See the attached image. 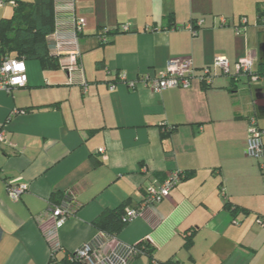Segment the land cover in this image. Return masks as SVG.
Returning <instances> with one entry per match:
<instances>
[{
	"label": "crops",
	"instance_id": "obj_1",
	"mask_svg": "<svg viewBox=\"0 0 264 264\" xmlns=\"http://www.w3.org/2000/svg\"><path fill=\"white\" fill-rule=\"evenodd\" d=\"M15 1L0 0V18ZM259 14L264 0H56L57 37L50 39L55 53L77 49L76 65L66 56L57 70L26 62V85L0 91V126L10 142L0 148V264H61L96 237L92 221L102 210L139 204L150 178L176 170L189 177L127 223L119 242L147 241L158 264H264V226L256 223L264 216V172L246 152L249 118L264 129V77L236 67L251 55L255 74L264 62ZM73 17L85 21L76 39ZM196 20L195 31L187 28ZM217 57L228 60L229 73L216 69L210 86L195 80L187 89L154 91L117 78L157 77L177 58L198 71ZM17 177L28 190L12 202L5 183ZM66 194L72 214L54 227L48 215ZM225 201L241 212L231 214ZM49 240L58 247L53 263ZM149 262L141 253L129 264Z\"/></svg>",
	"mask_w": 264,
	"mask_h": 264
},
{
	"label": "built area",
	"instance_id": "obj_2",
	"mask_svg": "<svg viewBox=\"0 0 264 264\" xmlns=\"http://www.w3.org/2000/svg\"><path fill=\"white\" fill-rule=\"evenodd\" d=\"M1 4V2H0ZM220 25H226L227 21L224 17L219 18ZM259 21L264 24V15H259ZM245 19L240 20V26L243 25ZM201 20H196L194 23H189L187 28L192 31L195 26L201 25ZM235 26L234 31L241 33L242 27ZM85 27V21L82 18L73 17L72 33L74 39L76 34L81 32ZM123 31H127L128 27L123 25ZM57 31L52 35L56 36ZM105 38V37H104ZM56 54L66 56L69 63L76 65L79 58L77 49L70 50L64 53L59 50ZM253 56L247 55L238 60L236 63L237 70L240 74L253 77L252 75ZM219 69L222 73H229V62L224 57H217L214 59L212 66H206L196 71L192 61L187 58L171 59L167 62L165 70L157 77H150L143 75L135 80H127L124 75L119 74L118 79L125 83L129 88L136 85V82H142L144 85L153 89L154 91H161L167 88H189L193 81L197 80L204 86H210L215 76V70ZM27 83L26 65L24 60L4 56L0 58V91L10 93L15 88L24 87ZM110 89L114 85L109 86ZM21 111H11V115ZM10 115V116H11ZM7 119H10L8 117ZM248 137H247V155L254 158L263 157L262 140L264 138V129L256 124L254 117L249 118ZM5 124L0 126V148L4 144H9V139L6 134ZM102 152L103 149H98ZM182 178V171L176 170L172 172L167 178L162 181L150 178L144 186V196L141 202L134 207H128L125 217L132 221L140 217L143 211L151 204L160 202L167 197L173 187L180 183ZM6 193L10 201L16 202L28 190V184L19 177L11 178L6 181ZM221 195H224V190H220ZM64 203L53 208L49 217L53 220L54 227L60 226L64 220L72 214L71 202L69 196L65 197ZM256 223L264 226V218H257ZM142 252V245L140 247L135 244H121L116 237H109L102 231H98L96 237L89 243H85L79 249L74 251L71 255L72 261H77L80 264H129L130 260L138 256Z\"/></svg>",
	"mask_w": 264,
	"mask_h": 264
},
{
	"label": "trees",
	"instance_id": "obj_3",
	"mask_svg": "<svg viewBox=\"0 0 264 264\" xmlns=\"http://www.w3.org/2000/svg\"><path fill=\"white\" fill-rule=\"evenodd\" d=\"M55 2L56 0H17L14 2L11 15L9 17L0 18V58L8 56L22 59L25 63L32 60L37 62L42 70H57L61 68V55L55 53V46L50 39V36H52L57 31ZM194 22L195 21L191 23ZM83 30L75 35L76 38L83 33ZM118 31V28L113 30V32ZM70 37L74 38L72 31L70 33ZM104 37L105 36L103 34L99 36V41L101 44L107 42L106 37ZM252 75L264 77V62L259 64L256 73L254 74L252 72ZM250 76L251 75L248 77L250 78ZM173 129V127L164 128L162 132L163 137L167 134H170ZM262 148L263 157L257 159L262 160L261 166L264 172L263 140ZM93 164L96 165L98 163L93 162ZM188 177L189 173L182 171L181 181ZM59 195L60 194L53 193L51 195V201L56 202L57 199H59ZM66 196L70 197L69 194H66ZM128 207L134 206L129 205L128 201H124L114 208L104 209L96 216V218H94L92 225L97 231H102L109 237L117 238V234L127 223L130 222L125 217ZM224 207L227 208L233 215L239 214V212H241L240 207L232 205L228 201H225ZM72 208L73 207L71 206V211L73 210ZM257 218H264V216H258ZM192 237L193 232H190L189 235L184 236L183 246L185 249L190 248L193 242ZM48 244L51 249L50 262L53 263L55 259V252L57 251L58 247L57 245H54L51 240L48 241ZM140 245H142L141 253H145L149 256V264H158V262L151 255L152 249L147 244V241L142 240L137 242V246L140 247ZM73 253L74 252L67 253L66 256L61 260V264H80L77 261L71 260L70 257ZM167 264L177 263L169 260L167 261Z\"/></svg>",
	"mask_w": 264,
	"mask_h": 264
},
{
	"label": "rangeland",
	"instance_id": "obj_4",
	"mask_svg": "<svg viewBox=\"0 0 264 264\" xmlns=\"http://www.w3.org/2000/svg\"><path fill=\"white\" fill-rule=\"evenodd\" d=\"M11 4H12V3H11ZM11 4H10V5H9V4H8V5H6V7H7V8H9V7L11 8ZM31 61H32V60H31ZM29 62H30V61H28V63H29ZM34 62H35V61H34ZM36 63H37V62H36ZM261 255H262V254H260V256H259L260 258H262V257H263V256H261Z\"/></svg>",
	"mask_w": 264,
	"mask_h": 264
}]
</instances>
